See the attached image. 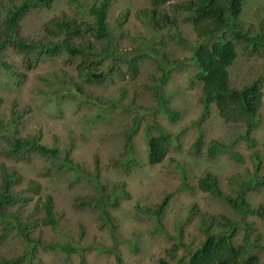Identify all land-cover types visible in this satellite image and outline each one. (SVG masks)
Masks as SVG:
<instances>
[{"label":"rangeland","instance_id":"374dc122","mask_svg":"<svg viewBox=\"0 0 264 264\" xmlns=\"http://www.w3.org/2000/svg\"><path fill=\"white\" fill-rule=\"evenodd\" d=\"M99 1L54 0L31 8L19 21L18 37L34 48L0 49V187L2 172L12 173L10 191L18 200L10 210L24 226L22 231L0 227V259L26 254L20 264H186L185 252L204 238L201 224L210 221L211 232L223 233L226 228L216 222L229 220L243 224L233 244L264 261V221L240 214L200 183L210 176L224 196L244 192L251 208L264 204V0H243L233 21L253 41L225 35L236 53L227 67L231 86L258 81L263 94L248 134L242 122L223 120L214 102L201 116L202 82L191 50L200 40L176 0L156 9L150 0H108L109 34L101 40L88 29L94 21L89 7ZM19 2L0 0V24L6 6ZM59 20L70 23L65 36L57 31ZM154 20L165 21L159 26ZM62 42L81 53L68 52ZM50 48L55 53L43 52ZM109 48L116 55L140 51L135 69L124 57L103 55L96 62L89 55ZM159 57L169 64L166 78ZM159 131L169 141L168 151L151 165L148 140ZM13 136H38L40 144L56 149L57 158L67 157L80 172L78 179L73 169L54 167L50 157L7 155L5 137ZM214 143L224 147L209 154ZM252 176L256 182L248 188ZM30 181L38 185L35 191ZM45 194L53 200L54 227L43 222ZM165 196L170 197L157 218L154 209ZM177 242L173 257L169 249ZM53 245L74 250L63 253Z\"/></svg>","mask_w":264,"mask_h":264},{"label":"trees","instance_id":"16d2710c","mask_svg":"<svg viewBox=\"0 0 264 264\" xmlns=\"http://www.w3.org/2000/svg\"><path fill=\"white\" fill-rule=\"evenodd\" d=\"M76 2L77 0H72ZM173 0H150L153 9L161 7ZM178 2L179 13L188 14L191 18L193 30L199 39V43L194 44L191 47L192 60L196 67V78L202 82V114L203 117L209 111V105L215 103L218 109L219 115L226 122H242L246 127L248 134L250 128L256 123V113L260 109L262 103V92L260 91L259 82L254 81L249 85L243 86L241 89H237L231 86L227 67L236 57L235 46L233 42L225 35L229 31L231 39L236 40H252L247 34H243L239 31L237 25L233 22L234 18L238 16L241 10V3L243 0H176ZM54 0H20L17 5L10 4L6 6V14L0 24V49L9 45L15 50L28 53L34 48L33 44L27 43L18 37V24L22 17L31 8L40 6H49ZM108 0H100L97 5H91L89 12L94 16L93 23L88 27L94 38L104 39L108 37V23L106 22ZM165 20H154L155 25H161L160 22ZM70 26V23L66 20L57 21V31L63 33L65 36L66 29ZM76 35L78 33L76 32ZM210 46H206L205 43L209 40L215 39ZM65 49L70 53H81L79 47L69 46L66 42H62ZM114 49V48H113ZM108 51V53L106 52ZM104 53H89L91 57H96L94 61L99 60L103 55L124 57L125 61L131 71L135 69V59L139 57L138 52H119V55L115 54L111 48L107 49ZM146 53L151 55V50L144 49ZM47 54L55 53L54 49H45L43 51ZM161 67L163 69V77L168 76L170 69L168 62L158 58ZM7 66L6 64H4ZM165 111L171 116L174 113L165 108ZM13 124L16 125V117H11ZM160 136L150 138L148 140V162L149 164H157L162 161L168 151L169 141L163 131H159ZM246 134V135H247ZM8 152L7 155L14 157H23L24 152H34L38 155L47 156L53 159L52 165L56 168L65 166L68 169H73L74 176L78 179L80 172L75 171L72 163L65 158H57L55 148H47L39 143V137L34 136L32 139L11 137L8 139ZM126 145L128 142L126 141ZM224 146L219 144H212L208 148V153L213 154L217 150H222ZM235 158H239L236 154H233ZM259 159V156L256 155ZM264 160V156H263ZM129 162L128 156L122 160V165L126 166ZM67 164V165H66ZM115 166L119 165L117 160L113 161ZM256 177L252 176L248 182V188L255 185ZM14 183V175L12 173L2 172V185L0 187V227L4 229H18L23 230L24 226L18 214L12 212L10 209L13 204L18 200V195H15L10 191L11 185ZM201 185L208 189L207 191L213 192L215 195L223 196L230 206L240 214H253L257 215L264 221V204L258 208H251L244 199V192H238L235 196H224L218 188L217 181L210 176H206L201 179ZM30 185L34 188V191L38 188V185L33 181H30ZM30 187V186H29ZM30 189H32L30 187ZM170 196H165L158 207L154 209L156 217L159 218V214L162 208L168 202ZM106 198V197H105ZM107 199V198H106ZM103 201L95 203L103 205ZM41 210L43 212V222L50 226H55L57 221V215L53 210V200L48 194H45L41 204ZM214 219V218H212ZM201 224V232L203 239L192 250L185 252L188 254L186 264H264L258 256L249 253L245 245H234L232 238L234 233L243 224L238 222H232L226 220V222L217 221L216 224L219 227L226 228L223 233L211 232L208 227L209 222ZM27 234H23V239L31 242L27 238ZM180 243H174L169 249V255L175 257L177 248ZM34 244L30 245L28 254L32 253ZM52 247L60 249L63 253H69L74 250L69 245H53ZM26 255V254H25ZM14 257L12 259L5 260L0 259V264H20L24 257ZM182 255V258L185 257ZM179 258V261L182 259ZM161 264H168L166 261L161 260Z\"/></svg>","mask_w":264,"mask_h":264},{"label":"water","instance_id":"95a60500","mask_svg":"<svg viewBox=\"0 0 264 264\" xmlns=\"http://www.w3.org/2000/svg\"><path fill=\"white\" fill-rule=\"evenodd\" d=\"M100 74H92L93 77H98Z\"/></svg>","mask_w":264,"mask_h":264}]
</instances>
